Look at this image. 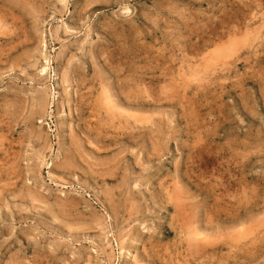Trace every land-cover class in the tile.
Instances as JSON below:
<instances>
[{
  "label": "rangeland",
  "instance_id": "1",
  "mask_svg": "<svg viewBox=\"0 0 264 264\" xmlns=\"http://www.w3.org/2000/svg\"><path fill=\"white\" fill-rule=\"evenodd\" d=\"M0 264H264V0H0Z\"/></svg>",
  "mask_w": 264,
  "mask_h": 264
},
{
  "label": "bare ground",
  "instance_id": "2",
  "mask_svg": "<svg viewBox=\"0 0 264 264\" xmlns=\"http://www.w3.org/2000/svg\"><path fill=\"white\" fill-rule=\"evenodd\" d=\"M255 7V6H254ZM253 11V10H252ZM14 28V27H13ZM254 34V33H253ZM247 41V40H246ZM219 46V45H218ZM140 70V69H139ZM109 94V93H108ZM107 94V95H108ZM112 98V97H111ZM102 100V99H101ZM107 101V103L109 104V101L108 100H106ZM105 103V102H104ZM103 105V104H102ZM41 106V105H40ZM105 106V105H104ZM43 108V107H42ZM44 109V108H43ZM42 109V110H43ZM105 109H107V108H105ZM108 110V109H107ZM111 110V109H110ZM4 115V114H3ZM136 143V142H135ZM117 167V166H116ZM170 198V197H169ZM33 200V199H32ZM174 206H176V205H174ZM173 206V207H174ZM184 211V210H183ZM182 212V211H181ZM190 216H191V214H190ZM184 220V219H183ZM188 221V220H187ZM196 231H197V229H196ZM243 231V230H242ZM254 231V230H253ZM237 233V232H236ZM243 233V232H242ZM188 235V234H187ZM209 235V234H208ZM194 240H196V239H194ZM253 240V239H252ZM206 241V240H205ZM195 242V241H194ZM205 243H207V241L205 242ZM208 243H210V241L208 242ZM200 246V245H199ZM198 247V246H197ZM189 248V247H188ZM201 251V250H200ZM198 252V251H197ZM199 261V260H198Z\"/></svg>",
  "mask_w": 264,
  "mask_h": 264
}]
</instances>
